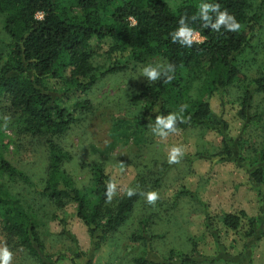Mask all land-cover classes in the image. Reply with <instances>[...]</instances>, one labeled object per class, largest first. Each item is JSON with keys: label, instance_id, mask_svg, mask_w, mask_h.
<instances>
[{"label": "trees", "instance_id": "1", "mask_svg": "<svg viewBox=\"0 0 264 264\" xmlns=\"http://www.w3.org/2000/svg\"><path fill=\"white\" fill-rule=\"evenodd\" d=\"M201 3L219 4L220 10L234 16L242 28L230 32L222 27L217 32L205 28L201 19L193 21L191 17L197 15ZM263 10L264 0H0V110L5 112L0 114L10 117L19 132L36 138L45 153L43 177L33 180L0 151V230L6 244L23 248L39 264H46L37 233L39 201L56 208L73 203L76 216L98 245L124 223L141 195L138 191L132 197L125 194L106 203L111 178L100 163L88 165L90 181L81 187L65 169L72 156L60 140L79 114L91 109L88 101L79 99L97 81V68L92 63L97 54L103 51L106 55L107 74L152 59L175 65L171 83H145L131 98L143 108V119L135 120L136 127L155 122L158 115L178 112L181 104L189 105L184 115L191 118L178 128L205 123L211 108L201 94L226 88L238 77L237 56L249 45V23L258 21ZM210 15L214 21L216 14ZM181 17L188 18V26L199 33L202 42L191 48L172 42L171 34L178 29ZM198 82L203 92L193 96L190 93ZM253 86L264 94V76ZM252 93L249 87L242 92V118ZM215 156L232 159L226 141ZM252 163L245 171L264 202V148L259 160ZM242 216L244 212L227 214L223 224L236 231ZM250 224L247 236L256 231L254 222ZM132 238L141 239L137 235ZM217 246L222 252L219 258L234 259L221 244ZM194 254L182 255L177 263H195L198 256ZM136 262L151 264L144 258Z\"/></svg>", "mask_w": 264, "mask_h": 264}, {"label": "rangeland", "instance_id": "2", "mask_svg": "<svg viewBox=\"0 0 264 264\" xmlns=\"http://www.w3.org/2000/svg\"><path fill=\"white\" fill-rule=\"evenodd\" d=\"M249 24V45L237 56L238 77L226 88L201 94L210 104L208 120L189 123L167 140L153 133L155 122L135 126L137 118L143 119V108L131 101L149 82L143 68L161 62L152 59L107 74L104 52L92 59L97 81L79 99L88 101L91 109L79 114L60 140L72 156L65 169L81 187L90 181L88 165L97 162L117 184L114 197L124 196L129 188L145 195L139 196L124 223L98 245L76 216L73 203L56 208L36 201L40 206L37 233L46 264H138L136 260L143 258L151 264H178L182 255L194 256V251L198 257L193 264H264V202L245 171L252 168L248 164L259 160L264 148V94L253 90L254 81L264 76V10L258 21ZM2 26L0 17V51ZM246 87L253 93L242 118L240 100ZM200 92V83H195L190 94ZM1 114L0 151L33 180L42 178V146L36 138L19 132L10 117L5 127ZM225 141L232 151L229 160L215 156ZM173 146L184 148L178 164L168 162ZM152 191L159 196L155 204L146 198ZM240 212L245 216L238 230L226 228L224 216ZM250 221L256 231L247 236ZM218 243L233 260L219 258ZM5 245L13 253L10 264H39L23 248L7 245L0 230V247Z\"/></svg>", "mask_w": 264, "mask_h": 264}, {"label": "clouds", "instance_id": "3", "mask_svg": "<svg viewBox=\"0 0 264 264\" xmlns=\"http://www.w3.org/2000/svg\"><path fill=\"white\" fill-rule=\"evenodd\" d=\"M210 13L216 14L214 21ZM187 19V17H181L178 29L174 31L171 36L173 43H179L181 46L191 48L194 43H200L202 41L199 33L188 26ZM191 19L193 21L201 19L204 21L205 28L211 27L212 30L217 32H219L222 27L230 32H238L242 28L241 23L238 22L234 16L229 15L227 11L220 10L219 4L201 3L197 15L192 16ZM174 73V64L149 65L142 70L143 76L146 77L150 83L161 80H163L164 83H171L174 79ZM188 108V104H181L178 112H170L166 116L158 115L155 125L152 126L153 133L162 140H167L171 134H177L180 131L178 124L187 123L191 118L190 116L185 117L184 115ZM4 119L6 121L4 126L7 127L9 118L5 117ZM183 155L184 148L182 146H173L168 154L169 164H178ZM106 188V203H111L113 197L117 194V184L114 180H109ZM136 194L137 192L133 188L127 190L128 197H132ZM141 195L145 194L141 193ZM146 198L149 204H155L159 196L157 192L152 191L146 194ZM12 258L13 253L6 245L0 247V264H10Z\"/></svg>", "mask_w": 264, "mask_h": 264}, {"label": "built area", "instance_id": "4", "mask_svg": "<svg viewBox=\"0 0 264 264\" xmlns=\"http://www.w3.org/2000/svg\"><path fill=\"white\" fill-rule=\"evenodd\" d=\"M201 38V37H200ZM201 41H202V38H201Z\"/></svg>", "mask_w": 264, "mask_h": 264}]
</instances>
